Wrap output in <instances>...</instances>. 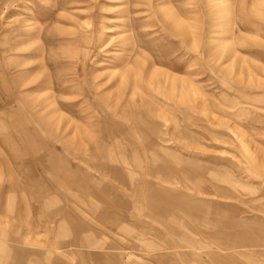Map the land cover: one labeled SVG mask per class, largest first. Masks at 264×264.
I'll return each instance as SVG.
<instances>
[{
	"label": "rangeland",
	"instance_id": "obj_1",
	"mask_svg": "<svg viewBox=\"0 0 264 264\" xmlns=\"http://www.w3.org/2000/svg\"><path fill=\"white\" fill-rule=\"evenodd\" d=\"M253 1L0 0V264H264Z\"/></svg>",
	"mask_w": 264,
	"mask_h": 264
},
{
	"label": "bare ground",
	"instance_id": "obj_2",
	"mask_svg": "<svg viewBox=\"0 0 264 264\" xmlns=\"http://www.w3.org/2000/svg\"><path fill=\"white\" fill-rule=\"evenodd\" d=\"M252 1V0H251ZM261 0H259V2H256V3H254V1L250 4V5H248L247 7L249 8V13H250V15L252 16V17H254V16H257V19H258V17H259V19L261 20V19H263V18H261V17H264V11L262 10V8H264V7H260V9H259V3H261L260 2ZM264 1V0H263ZM244 2V1H243ZM248 2H249V0H248ZM242 3V2H241ZM263 3V2H262ZM249 4V3H248ZM261 6H263V4L261 5ZM168 7V6H167ZM247 8H246V6H244L243 5V11L244 10H246ZM261 10H262V12H261ZM164 18L167 20V21H169V23H170V26H171V30L174 32V33H176V34H178V35H180V34H185V33H187V32H191V30H192V27L190 26V25H187L186 24V22L184 23V21L182 20V19H180V18H178L177 17V15L175 14V12H174V10L172 9V8H170V6H169V8H165L164 9ZM248 13V14H249ZM160 15V14H159ZM247 18V17H246ZM255 18V17H254ZM256 19V18H255ZM183 22H182V21ZM247 20V19H246ZM249 21H251L250 19H249ZM258 27V26H257ZM40 30H41V28H39ZM39 31V30H38ZM249 34V33H248ZM187 35V34H186ZM189 35V34H188ZM250 35H252V34H250ZM250 35H248V38H246L245 37V39L244 40H250L249 42H251L252 43V39H254L255 37H254V35L251 37ZM255 36H257V35H255ZM251 37V38H250ZM257 37H260V36H257ZM242 38H243V36H242ZM250 38V39H249ZM258 40H259V38H257ZM257 39H255V40H257ZM261 40V39H260ZM259 40V41H260ZM254 41V40H253ZM257 42V41H256ZM255 42V43H256ZM262 43H263V41H261ZM260 42V43H261ZM246 43H248V42H246ZM245 43V46L246 45H250L251 43H248V44H246ZM254 43V44H255ZM253 45V44H252ZM254 46V45H253ZM259 46H263V45H259ZM258 46V47H259ZM247 49V48H246ZM137 60V62L132 66V67H128V68H126L127 67V65L125 66V69H124V71H121L119 74H118V76H119V80H120V83H121V87L123 86V84H127L128 85V83H130V81L132 80V81H135V82H137V79L140 77V74H141V72H142V65L144 66V62L143 61H140V60H138V59H136ZM130 66V65H129ZM154 69V68H153ZM159 69H157V70H152L150 73H148V74H146V78L144 79V81H145V84L146 85H148L149 87L151 86V87H153V88H161V85H162V83H164L165 82V84H166V81H168V80H170V83H171V88H170V91L172 92V95H178L179 94V92L180 91H178V89H180L181 90V88H179L178 87V85H181V84H179L180 83V81H183L184 82V80L183 79H175L174 77H172V76H169L168 74H162L160 71H158ZM164 72V71H163ZM117 74V73H116ZM144 74V73H143ZM143 74H141V76L143 75ZM160 76H163L162 78H163V82L162 81H160L159 80V77ZM145 77V76H144ZM180 78V77H179ZM162 80V79H161ZM168 84H169V82H168ZM136 85L138 86L139 84L138 83H136ZM182 87V86H181ZM187 88L189 89V92H191L192 91V88H191V86L188 84L187 85ZM120 89V88H119ZM121 90V89H120ZM133 90V89H132ZM138 90V89H137ZM183 92V91H182ZM181 93V92H180ZM187 93V95H188V91L186 92ZM50 94H51V92H50ZM133 94H135V93H132V95ZM51 102V101H50ZM189 105V104H188ZM55 107V106H54ZM52 116H54V113L52 114ZM55 117H56V115H55ZM50 121V120H49ZM49 121L48 120H44L43 121V125L45 126V128H47L49 131H50V129H52L51 127H50V123H49ZM46 129V130H47ZM53 130V129H52ZM52 132V131H51ZM80 148V147H79ZM126 209V208H125Z\"/></svg>",
	"mask_w": 264,
	"mask_h": 264
}]
</instances>
